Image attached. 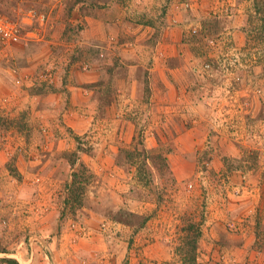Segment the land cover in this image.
Here are the masks:
<instances>
[{
    "label": "rangeland",
    "instance_id": "rangeland-1",
    "mask_svg": "<svg viewBox=\"0 0 264 264\" xmlns=\"http://www.w3.org/2000/svg\"><path fill=\"white\" fill-rule=\"evenodd\" d=\"M0 18L22 35L0 38V264H104L118 222L168 243L150 264H264V0H0ZM44 152L68 178L22 184ZM107 241L121 264L144 247Z\"/></svg>",
    "mask_w": 264,
    "mask_h": 264
},
{
    "label": "crops",
    "instance_id": "crops-1",
    "mask_svg": "<svg viewBox=\"0 0 264 264\" xmlns=\"http://www.w3.org/2000/svg\"><path fill=\"white\" fill-rule=\"evenodd\" d=\"M102 25V24H101ZM103 28H104V25H102ZM138 28H136L134 30V32H127V31H124V32H127L128 34H130L131 36L133 37H136L137 35H141L145 38V40H147L146 38L149 37V33H144V35L142 33H138ZM123 32V33H124ZM106 36V33H101L100 34V39H104ZM122 37H125V35H121ZM121 63H124V60L122 59V61H120ZM40 145V149L42 148V144H39ZM62 149H60L59 146H55V148H52L51 149V152H60L57 156V159H59L62 155L65 154V152L63 151L64 148H65V145L62 147ZM42 151V149H41ZM67 152V151H66ZM45 152L43 154V157L42 159H36L34 157H32V155H29L26 157V159H24L21 163V167L19 168L22 176H23V180H22V184H29L30 183V180H34V178L37 176V175H41L42 177V181L44 180V183H42V185H44L45 187L44 188H48L47 186L49 185V187L51 188H54V187H57V184L60 182L61 179H65L66 177L68 178V176L66 175V172H65V175L66 177L63 176V174L60 175V169L58 168H55L53 167L52 165H48L49 162H50V159L53 158V156H50V153H48L46 156H45ZM49 155V156H48ZM48 156V157H47ZM32 159L35 161V163L32 161ZM38 161L41 162L40 165H38ZM20 164V163H19ZM62 164V163H61ZM44 171H41L43 170ZM60 175V176H59ZM54 176V177H53ZM1 178V177H0ZM66 178V179H67ZM52 180V183H50ZM22 190V187L23 185L20 186ZM31 187L32 184H31ZM41 190L43 188H40ZM40 189L36 190H31V191H35L33 193V195L31 196V198L35 195V196H38L40 195L41 193L39 192ZM6 191L2 194H5ZM25 197H24V196ZM23 195H21V198H24V200L26 201L25 198L28 199L27 195H25L23 193ZM1 198V197H0ZM23 200V199H22ZM29 200V199H28ZM36 220H38L39 218L35 217ZM40 221V220H39ZM36 227H39L41 225L40 224H37L35 223L34 224ZM136 226H133L132 224L130 225H125V224H122L121 222H118V223H114V226H113V235L112 236H108L107 237H104L105 238V242L103 240V247H102V250L103 252L105 253H102V262H104V264H121V262H124V260L126 259L125 258V255L122 256V251H119V252H115V251H111L109 249V245L107 241V239H110V243L113 241L114 245L119 246L120 244H124L126 239H133V243L134 244H138V245H141V246H144L142 250H139L138 253L136 254H141L140 257L138 258H132V262L131 264H150L151 261H157V262H160V261H164L166 260L167 258H169L172 253H171V250L168 246V243L164 240H159L161 239V237H158V236H154V237H150V235H147L146 232L144 230H141L139 231L138 228H135ZM137 229V230H136ZM203 232V230H201ZM213 233L217 234L218 237H220V231L219 229L216 231V230H213ZM154 234H152L153 236ZM209 236L206 235V236H203L200 240L201 242L203 243V241L205 242L206 241V238H208ZM219 239V238H217ZM216 239V240H217ZM199 240V242H200ZM235 240L234 237H229V240L228 242H231ZM207 242V241H206ZM244 243L247 245L248 244V241H244ZM122 246V245H121ZM120 246V247H121ZM231 249V248H230ZM240 249H238L237 251H233L234 253L238 252ZM118 253V255H117ZM135 254V255H136ZM22 257L20 258H23L25 256V253L23 252ZM127 257V256H126ZM12 259H16L18 258L17 255H11ZM94 261H97L96 259H94ZM4 263V262H3Z\"/></svg>",
    "mask_w": 264,
    "mask_h": 264
},
{
    "label": "built area",
    "instance_id": "built-area-1",
    "mask_svg": "<svg viewBox=\"0 0 264 264\" xmlns=\"http://www.w3.org/2000/svg\"><path fill=\"white\" fill-rule=\"evenodd\" d=\"M0 38L7 43H17L22 40L20 28L15 23L0 18Z\"/></svg>",
    "mask_w": 264,
    "mask_h": 264
},
{
    "label": "trees",
    "instance_id": "trees-1",
    "mask_svg": "<svg viewBox=\"0 0 264 264\" xmlns=\"http://www.w3.org/2000/svg\"><path fill=\"white\" fill-rule=\"evenodd\" d=\"M199 236V235H198ZM196 240L195 241H192V242H190L188 245H190V246H192V247H194V245H195V247H196Z\"/></svg>",
    "mask_w": 264,
    "mask_h": 264
}]
</instances>
